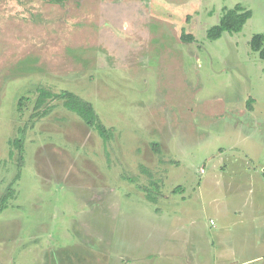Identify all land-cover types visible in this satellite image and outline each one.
Segmentation results:
<instances>
[{
	"label": "rangeland",
	"instance_id": "374dc122",
	"mask_svg": "<svg viewBox=\"0 0 264 264\" xmlns=\"http://www.w3.org/2000/svg\"><path fill=\"white\" fill-rule=\"evenodd\" d=\"M237 5L243 30L208 40ZM258 34L264 0H0V264H264L241 224L264 212ZM40 88L113 137L61 100L35 110Z\"/></svg>",
	"mask_w": 264,
	"mask_h": 264
},
{
	"label": "trees",
	"instance_id": "16d2710c",
	"mask_svg": "<svg viewBox=\"0 0 264 264\" xmlns=\"http://www.w3.org/2000/svg\"><path fill=\"white\" fill-rule=\"evenodd\" d=\"M72 0H50L51 4L64 6ZM252 17V13L245 10L242 6L237 5L233 9L225 10L224 17L221 19L217 26L212 27L207 32V39L215 41L219 39L223 33H237L243 30L247 21ZM182 40L184 42H193L195 39L189 35H183ZM252 51L259 54L260 59L264 60V34L255 35L250 43ZM39 98L36 102L35 110H41L42 107L49 100H61L63 101L64 107L77 114L89 127L93 128L98 132L104 141H109L113 137L114 129H108L99 119L95 108L92 103L83 100L81 97L70 91H63L62 93L56 94L44 88L38 89ZM25 98L21 99L20 105H24ZM21 110V108H20ZM22 111V110H21ZM49 113V110L37 113L45 116ZM36 114L33 115V117ZM24 133H22L18 139L13 140L11 143L19 151V162L20 168L22 167V160L24 159ZM13 196V191L9 190L8 195L3 199L0 212L6 208L7 199Z\"/></svg>",
	"mask_w": 264,
	"mask_h": 264
},
{
	"label": "crops",
	"instance_id": "0c3cea01",
	"mask_svg": "<svg viewBox=\"0 0 264 264\" xmlns=\"http://www.w3.org/2000/svg\"><path fill=\"white\" fill-rule=\"evenodd\" d=\"M236 150H238L237 148H235ZM240 158H237L235 161H234V163H238V162H240ZM239 165V166H238ZM236 166H238L237 168V171L236 172H234V173H244L245 172V168H244V166L243 167H241V171H240V164H237ZM225 167V169H224V171H226L228 168H227V165H225L224 166ZM232 171H230L229 173L226 171V181H229L230 179H229V175H233L234 173H231ZM243 177V176H242ZM253 217H255V218H253L252 217V221L251 222H253V220H255L256 221V223L254 222V223H241V224H248V225H250L251 227H254V228H256L258 231H259V229H264V212L263 211H254L253 212V215H252ZM258 235H259V237H261V238H263L264 239V232H261V233H258Z\"/></svg>",
	"mask_w": 264,
	"mask_h": 264
}]
</instances>
